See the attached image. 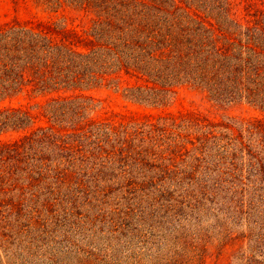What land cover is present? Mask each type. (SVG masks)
Segmentation results:
<instances>
[{
	"label": "trees",
	"instance_id": "16d2710c",
	"mask_svg": "<svg viewBox=\"0 0 264 264\" xmlns=\"http://www.w3.org/2000/svg\"><path fill=\"white\" fill-rule=\"evenodd\" d=\"M39 1L55 11L74 6L90 15V24L0 26V132L30 128L0 140V220L7 224L0 240L15 236L11 216L30 222L36 215L37 226L61 208L71 219L69 210L112 194L130 200L138 189L159 192L170 175L187 187L227 182L264 196L261 21L238 19L233 0ZM107 81L125 82L127 97L149 105H166L187 84L210 100L245 102L262 114L214 121L199 111L143 113L118 129L91 116L94 98L85 92ZM22 94L46 124L11 103Z\"/></svg>",
	"mask_w": 264,
	"mask_h": 264
},
{
	"label": "rangeland",
	"instance_id": "374dc122",
	"mask_svg": "<svg viewBox=\"0 0 264 264\" xmlns=\"http://www.w3.org/2000/svg\"><path fill=\"white\" fill-rule=\"evenodd\" d=\"M233 1L238 19L264 24V0ZM41 20L83 29L90 24V15L74 6L55 11L39 0H0V26ZM125 87V82L117 86L107 81L86 89L94 98L91 116L122 129L121 122L143 113L157 118L169 111H199L214 121L262 114L245 102L210 100L187 84L179 85L166 105L137 102L126 96ZM11 103L26 106L36 116V124H46L26 94ZM28 129L7 128L0 132V140L17 139ZM180 160L176 161L179 171ZM174 178L170 175L168 185L159 192L138 189L130 200L121 193L107 196L104 202L93 199L92 206L69 210L75 214L71 219L61 208L37 226L36 215L30 222L11 216L15 236L0 240V264H264V196L243 187L233 190L227 182L218 189L213 185L201 189L195 184L187 187L186 182L180 185ZM5 222L0 220V231ZM85 250L93 251L90 257L83 254Z\"/></svg>",
	"mask_w": 264,
	"mask_h": 264
}]
</instances>
